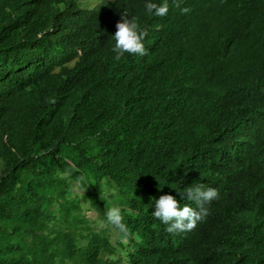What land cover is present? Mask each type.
<instances>
[{"label": "trees", "instance_id": "trees-1", "mask_svg": "<svg viewBox=\"0 0 264 264\" xmlns=\"http://www.w3.org/2000/svg\"><path fill=\"white\" fill-rule=\"evenodd\" d=\"M148 2L0 0V264H264V0ZM122 15L147 55L115 59ZM194 183L218 197L168 233Z\"/></svg>", "mask_w": 264, "mask_h": 264}, {"label": "clouds", "instance_id": "clouds-1", "mask_svg": "<svg viewBox=\"0 0 264 264\" xmlns=\"http://www.w3.org/2000/svg\"><path fill=\"white\" fill-rule=\"evenodd\" d=\"M149 14L163 17L169 11L167 0H162L160 4L148 2L145 5ZM180 8V4H176ZM182 14H187L191 11L190 8H181ZM116 32L111 38L115 41L112 51L115 53V59L119 60L125 53L144 56L148 52L142 41L147 35L146 30H141L136 18L129 19L122 15L120 22L116 25ZM53 103L55 101H52ZM82 179V178H81ZM84 193V192H83ZM195 204L192 207L189 204L181 206L177 199L172 195H162L154 200V210L152 215L160 220L164 225H167L168 233H179L191 231L196 227L197 222L203 220L209 210L206 207L211 201L218 197L216 189L208 187L202 183H194L193 185L183 189L182 198H185ZM107 224L118 229L123 237L127 238L129 229L123 222V216L119 207L113 206L104 213ZM101 227L105 225V221L100 222Z\"/></svg>", "mask_w": 264, "mask_h": 264}, {"label": "rangeland", "instance_id": "rangeland-1", "mask_svg": "<svg viewBox=\"0 0 264 264\" xmlns=\"http://www.w3.org/2000/svg\"><path fill=\"white\" fill-rule=\"evenodd\" d=\"M97 1H91L89 4L91 5H95ZM72 195L71 196H75L79 199L78 204L80 207V214L85 215V217L89 218V219H96L97 214L90 212V208H89V204L87 202V199H85L83 202L80 200V194L81 192L78 190V188H73L72 189ZM88 211V212H86ZM86 212V213H85ZM101 224L99 222H97L95 224V228H100ZM110 242L113 244L114 243V238H115V233L113 234V232H110ZM118 252H117V248L114 252V254L112 256H109L110 259H116L118 257Z\"/></svg>", "mask_w": 264, "mask_h": 264}]
</instances>
